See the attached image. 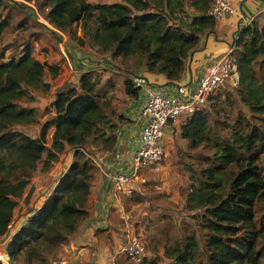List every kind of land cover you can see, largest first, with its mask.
Returning <instances> with one entry per match:
<instances>
[{
  "label": "trees",
  "instance_id": "obj_1",
  "mask_svg": "<svg viewBox=\"0 0 264 264\" xmlns=\"http://www.w3.org/2000/svg\"><path fill=\"white\" fill-rule=\"evenodd\" d=\"M31 2L38 3L39 16L50 29L25 9ZM210 2L0 0V42L9 27L22 32L15 42L0 49V238L8 233L17 199L33 174L50 172L68 148L73 152L72 162L53 193L8 242L4 251L9 264H47L86 219L85 204L94 171L87 155L93 150L112 151L119 129L129 122L116 110L114 77L123 76V93L132 101L141 91L133 77L145 81L148 74H161L176 84L200 34L215 25L208 15ZM8 4L18 8H8ZM12 10L22 14L15 24L11 23L15 17ZM44 30L55 40L58 31L79 46L87 43L119 61L113 67L115 76L103 85L100 72L88 70L80 76L77 87L54 95L49 148L48 119L42 122L38 137L23 131L39 123L40 111L29 106L35 101L33 93H48L46 79L54 78L59 70L31 54L32 44L46 36ZM8 48H13L14 55L5 60ZM232 59L237 103L249 115L225 101L228 110L221 106L219 111L225 115L227 124L223 125L228 134L221 135V122L203 111L206 104L181 124V138L191 147L203 145L213 151L208 164L190 176L185 195L186 210L200 211L192 219L201 235L173 237L162 247L166 264H261L264 257V230L255 223V209L264 201V22L260 25L252 20L237 31ZM142 69L147 77L138 76ZM233 111L234 116L227 115ZM154 255L141 264H160Z\"/></svg>",
  "mask_w": 264,
  "mask_h": 264
},
{
  "label": "crops",
  "instance_id": "obj_2",
  "mask_svg": "<svg viewBox=\"0 0 264 264\" xmlns=\"http://www.w3.org/2000/svg\"><path fill=\"white\" fill-rule=\"evenodd\" d=\"M115 2H120V0H116L114 3ZM230 4L233 13L216 21L211 31L200 34L198 46L187 57L182 77L176 84H171L167 81L165 76L161 74H148L147 77V73L142 69L138 72V76L147 77V80H145V88L159 94L174 95L179 86H195L199 76L210 60L221 56L228 50L233 35L237 30L242 29L250 23L248 21H257L259 17L264 15V0H230ZM38 19L45 23L48 29L51 28L43 18L38 16ZM45 31L50 32L49 30ZM55 32L59 37L61 35L65 36L58 31ZM78 34L80 35L81 33L78 32ZM41 51L45 52V49L42 47ZM61 51L63 53L65 51L67 56H70L72 68L75 69V72L71 71L75 76L76 72L78 74L75 84H69V86L67 84L64 85V83L59 84L52 81L56 79L58 74L54 78L47 77L46 81L50 84L49 92L46 94L34 92L35 101L29 104L30 107H35L39 111L41 105L47 107L52 116L55 114L54 108L51 105L54 95L64 88L77 87L79 78L84 72L97 69L98 67L96 68L95 66L102 64L101 59L93 62L89 54L84 52L82 47L79 46H68L66 49L62 48ZM56 53L59 54L58 60L68 63L63 53ZM73 58L76 60H73ZM46 59L47 58H44L43 61ZM5 60L8 59L5 58ZM47 63L50 66H55L50 62ZM103 64L106 63L103 62ZM74 75L71 80H74ZM144 100L145 95L141 90L138 99L128 104L127 110H125L126 114H124L126 118L129 119V122L123 124L119 129L118 139L112 151L93 150V152L87 155L94 165L89 194L85 204V210L88 216L77 227L76 232L68 239L67 243L63 244L55 254L57 256H63L67 264H116V258L122 254L121 249L123 244L127 237L133 234V232L128 229L131 221L136 220L140 215H146L147 211L141 207L144 206V208H147L149 199L142 197L145 190L151 187L149 180H147V175H153L152 173H142V175L134 181L132 190L129 193L124 191L116 192L112 189L111 185V176L114 172H128L132 164V154L139 147V129L142 124L140 108ZM45 120H47V115L43 117L42 122ZM42 122L41 119H39L38 124L27 126L26 129L32 137H37L40 134ZM182 123L183 120L181 121V124ZM176 125L177 124L168 125L165 128L162 138L165 151L169 149V143L171 142L170 137ZM71 162L72 156L63 173L57 179L54 178L43 190H41L42 182H35V179L38 175H41V181H43L45 179H50L49 176H43L39 174V171L34 173L30 183L34 186L29 190V184L22 197L17 199V206L13 213L9 231L0 238V244L4 250L13 235L53 193L54 188L57 186L63 174L67 171ZM53 177H51V179ZM137 191L140 192L141 196L137 194ZM144 199H147V202ZM153 256L155 255L153 254ZM6 258L7 254L4 256V260ZM7 264L9 263L7 262Z\"/></svg>",
  "mask_w": 264,
  "mask_h": 264
},
{
  "label": "rangeland",
  "instance_id": "obj_3",
  "mask_svg": "<svg viewBox=\"0 0 264 264\" xmlns=\"http://www.w3.org/2000/svg\"><path fill=\"white\" fill-rule=\"evenodd\" d=\"M91 3L99 2V3H114L116 0H87ZM11 3V2H10ZM8 8H18L8 4ZM25 9L34 17H38L41 15V9L38 3H27ZM32 8L33 10H31ZM36 8V10H35ZM26 11V10H25ZM25 11H22L26 13ZM193 13L192 11L190 14ZM21 13H16L12 10V16L14 20H11L12 24H15L16 20H19L21 17ZM41 17V16H40ZM39 21H41L39 19ZM260 25L264 22V15L259 17L257 20ZM248 22H251L248 21ZM45 37L40 39L38 42H34L31 46V54L34 58L38 59L42 62H50L55 65L59 69L58 76L56 79L52 80L59 84L64 85H73L77 80L78 74L76 72V76L73 72L75 69L72 68V60L70 56H67L66 52L64 53L61 51L62 48L72 47V46H79L72 42V40L67 37L61 35L58 40L51 37V33L45 31ZM22 35L20 30H16L13 27H9L6 31L5 35L3 36L0 42V49H2L6 44H10L11 42H15L16 38ZM56 38V37H55ZM42 47L45 49V52H42ZM62 47V48H61ZM82 50L89 54V57L95 61H99L100 59L106 64H101L99 66H95L100 72L101 84L103 85L110 77L115 76L112 72L114 71V65H118V60H112L109 57L108 53H101L96 50L94 47H90L89 44H84L82 46ZM63 53V56H66V60L68 63L61 62L58 60V53ZM56 53V54H55ZM75 54L74 52H71ZM14 55L13 48H8L5 50L4 59H10ZM48 55V56H47ZM55 56V57H54ZM54 57V58H53ZM44 58H47L45 61ZM53 60L51 61V59ZM65 60V59H64ZM73 60H76L73 58ZM59 64V65H57ZM108 65V66H107ZM106 66V67H103ZM107 68V69H103ZM110 68V69H109ZM73 72H72V71ZM74 75V80L71 78ZM122 75H118L114 77V84L116 86L115 90V97L117 106L116 110L121 113H125L127 110L128 104L131 103L132 100L128 99L121 87L122 82ZM68 79V80H67ZM69 82V83H68ZM63 85V86H64ZM69 85V86H70ZM235 88H236V81L235 78H231L226 84H224L218 91H216L211 98L207 101L206 105L203 107V111L211 113V118H217L221 124L220 128L222 129L223 134H228V129L224 128L223 124H227L224 120V114L221 113L222 107L228 110V106L223 105V102L229 101L233 103L232 109L240 110L244 115L248 116L249 112L247 109L237 103L236 95H235ZM135 102V101H134ZM222 106V107H221ZM220 112V114H217ZM234 112H228V116H234ZM126 114V113H125ZM47 115V119L51 122L48 125L47 135H46V144L47 147H50L52 141V133L54 131V127L51 128L52 123L55 120V117L51 115L50 110L47 107H40L39 119L41 122L43 117ZM185 119H180L176 124V128L173 130L171 134L169 143V149L166 151L165 160L163 168L161 169L160 173L155 175L148 176L147 180H149L151 187L145 190V193L142 198H148V207L145 209L146 215H140L136 220L131 221L130 229L134 235H136L146 246V255L145 258H149L156 254L158 257L160 264L168 263V259L163 257V246L170 244L171 239L173 237H181L183 234H196L197 236L201 235L198 231L192 216L194 214L200 213V211H187L186 204H185V195L189 190L190 185V176L193 172L199 170L201 167H204L208 164V158L212 156L213 149L204 148L203 145H199L197 147H191L190 143L186 140L181 138L180 128H181V121ZM228 122V119H227ZM229 123V122H228ZM42 124V123H41ZM175 125V124H174ZM27 126L24 128V132L31 136L27 131ZM39 136V135H38ZM37 136V137H38ZM32 137V136H31ZM73 152L70 148H68L58 159V161L54 164L53 168L48 172V174H42L43 176H49L50 179H45L41 181V175L36 177L35 182H42L41 183V190L46 188L54 178H58L63 171L66 169ZM87 157V156H86ZM40 166V165H39ZM147 174V173H146ZM34 175V174H33ZM37 175V174H36ZM54 176V177H53ZM51 177H53L51 179ZM33 178V176H32ZM31 178V179H32ZM32 181V180H31ZM30 181V183H31ZM162 181V182H161ZM31 185L29 186V190L32 188ZM137 194L141 196L140 192L137 191ZM147 202V199H144ZM143 200V201H144ZM15 210V209H14ZM255 223L256 227L260 230H264V201L260 203L257 208L255 209ZM1 248L2 245L0 244ZM2 250H4L2 248ZM156 250V251H155ZM263 253H264V245H263ZM57 257V255L53 256ZM52 256L49 257L48 260L53 258ZM5 262V261H4ZM116 264H135L133 263L124 253L120 254L116 260ZM9 263V259H8ZM48 264V261H47ZM264 264V257L262 263Z\"/></svg>",
  "mask_w": 264,
  "mask_h": 264
},
{
  "label": "built area",
  "instance_id": "obj_4",
  "mask_svg": "<svg viewBox=\"0 0 264 264\" xmlns=\"http://www.w3.org/2000/svg\"><path fill=\"white\" fill-rule=\"evenodd\" d=\"M230 0H211L208 15L216 22L232 14ZM238 31V30H237ZM237 32L233 35L228 50L205 66L195 86H179L174 95L159 94L145 88L142 78L133 77L145 100L140 108L142 124L139 129V147L133 152L128 172L116 171L111 176L112 189L116 192H130L135 180L144 172L160 173L164 165L166 151L162 144L165 128L185 119L202 108L207 97L226 84L233 76L235 67L232 52L235 48ZM133 263L141 264L146 255V246L134 234L127 237L121 249ZM7 252L0 246V264H4ZM9 255L5 259L7 264ZM48 264H67L63 256L49 260Z\"/></svg>",
  "mask_w": 264,
  "mask_h": 264
}]
</instances>
